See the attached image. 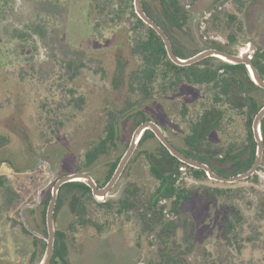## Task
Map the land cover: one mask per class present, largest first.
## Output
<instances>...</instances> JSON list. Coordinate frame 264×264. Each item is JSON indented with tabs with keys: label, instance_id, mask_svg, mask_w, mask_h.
I'll use <instances>...</instances> for the list:
<instances>
[{
	"label": "rangeland",
	"instance_id": "1",
	"mask_svg": "<svg viewBox=\"0 0 264 264\" xmlns=\"http://www.w3.org/2000/svg\"><path fill=\"white\" fill-rule=\"evenodd\" d=\"M246 1L244 12L239 14L243 32L233 44H229L228 30L223 26L218 28L209 19L212 0H198L191 5L190 27L197 41L191 43L184 34L183 40L199 50L207 47L205 42L212 41L226 44L235 52L241 47L247 48L249 42L264 47V0ZM48 2L58 4L59 8L52 9ZM90 4L91 0H15L13 10L0 22V136L9 139L1 153L19 167L18 173L13 174V168L5 164L4 172L6 170L8 182L24 202L16 204L15 209L9 207L4 204L0 190L2 264H31L32 238L23 233L15 216L24 223L22 209L28 204L34 205L29 208L38 207L41 189L42 201L43 193L52 191L58 178L84 168L86 144L102 133L107 110L122 101L121 92L114 88L118 59L127 62L128 70L137 63L131 54L127 28H94L96 20H90L87 15ZM223 8L235 10L230 2ZM36 23L44 26L43 36L13 39L10 34L12 26L30 31ZM70 61L83 65L73 78L68 68ZM182 87L176 98L170 97L164 102L150 100L146 104L148 114L158 110L166 113L165 119L161 117L163 126L169 129L166 134L180 147L184 146L183 136L189 119L180 111L182 101L189 103L190 114H194L198 111L194 101L203 92L196 86ZM79 96L84 97L81 108L76 107L74 101ZM170 110H175V115H170ZM131 131L134 132L133 126H127L119 149L96 165L101 171L98 174H102L105 161L124 153L133 134ZM241 132L242 129L235 134L233 131L229 135L221 134L218 140L210 141L226 148ZM146 148L157 150L158 154L162 152L155 138H149L141 147ZM86 170L91 175L97 171ZM181 170L180 181L190 187L199 190L204 186L210 190L222 187L233 191L232 200L226 198L224 202L225 197H217L216 201L202 203L195 198L186 206L185 211L195 217L197 224L193 250L180 255L186 264H264V216L257 217L261 210L264 215V169L258 171V180L233 183L212 179L198 182L188 168ZM129 181H137L148 195L155 189L157 182L145 154L129 162L108 199L116 201ZM230 200L240 206L246 217L240 246L235 241L226 244L224 237V203ZM73 218L71 206L66 204L57 213L55 223L68 234V264H150L153 248L147 234L140 238L141 225L135 217L128 220L126 215L106 216L99 211L95 220L105 226L103 232L91 225L77 224L76 228H69ZM28 226L32 228L29 223ZM178 237H182V232ZM44 252L45 248L40 246L36 264L40 263Z\"/></svg>",
	"mask_w": 264,
	"mask_h": 264
},
{
	"label": "trees",
	"instance_id": "2",
	"mask_svg": "<svg viewBox=\"0 0 264 264\" xmlns=\"http://www.w3.org/2000/svg\"><path fill=\"white\" fill-rule=\"evenodd\" d=\"M197 1L142 0L147 15L165 31L175 53L181 58L191 57L201 51L191 44L197 40L190 27V7ZM14 2L15 0H0V22L5 21L13 10ZM228 2L234 6V11L223 8ZM246 2V0H212L209 19L218 28L223 26L228 30L229 44H233L237 35L243 32V22L239 14L244 12ZM47 4L52 9L59 8L58 4L51 2ZM52 9L47 10L52 11ZM87 15L90 20H96L94 25L96 29L99 27L112 29L118 26L127 28L131 54L137 63L128 70L127 62L122 58L118 59L114 88L121 92L122 101L120 105L107 110L102 133L88 141L85 146L84 168H78L76 172H87L86 169L94 168L97 171L92 172L93 177L99 186H104L112 177L124 153L119 154L114 160L105 161L101 168L102 174H98L101 171L100 167L95 168L96 165L119 149L123 132L129 125H132L135 130L141 123L154 120L164 131H168L169 129L163 126L164 123L161 120V117L165 119L166 113L158 110L159 112L154 111L148 114L146 104L150 100L164 102L170 97L176 98L182 86L190 87V89L196 86L203 92L194 101L198 108L194 114H190L189 103L182 101L180 111L184 117L189 116L187 132L183 136L184 146L180 147L173 142L174 145L186 155L208 164L221 175H236L247 171L252 166L257 150L252 128L253 120L264 106V89L255 84L245 64H232L216 57H207L191 65H177L170 59L161 36L136 13L134 0H91ZM9 31L13 39H25L26 36L33 35L43 36L46 32L44 26L38 23L33 24L30 31L15 26H12ZM183 34L189 36L191 43L183 40ZM205 45L232 51L228 45L215 41L205 42ZM253 62L264 78V47L258 45L253 55ZM82 66L73 61L68 63L71 78L79 74ZM71 92L73 93L74 90ZM74 101L75 106L81 108L84 97H75ZM168 112L173 115L175 110ZM173 126L179 128L176 124ZM261 128L264 140V119ZM241 129V135L229 141L226 148L210 141V139L218 140L221 134L229 135L232 131L235 134ZM149 138L158 140L151 130H146L134 157L130 159V161L134 160L139 154L146 155L152 175L157 182L155 189L149 195L144 193L137 181H129L116 201L108 197L106 200L97 201L87 184L81 181L69 182L62 185L59 190L55 223L57 224V213L66 204L71 206L74 217L69 228H76L77 224L91 225L98 232H103L105 226L97 219L95 220L99 211H103L106 216L126 215L128 220L135 217L141 225L140 238L147 234L149 245L153 248L150 264H186L185 259L180 255L190 254L193 250L197 226L195 217L185 211L186 206L195 198L202 203H210L217 197H225V202L226 198H232L233 191L222 187H211L210 190V187L205 186L199 190L180 181L181 168H188L192 177L198 182L209 178L203 169L191 167L171 155L159 140L161 153L158 154L157 150L141 149ZM8 140V137L0 136V190L4 204L15 209L17 207L15 205L21 201V196L8 182L9 175L5 173L6 170L4 172V167L6 168L5 164L10 165L13 168V174L18 173L19 167H16L18 165L9 158H4L1 153ZM129 143H126L124 152ZM263 169L264 154L258 171ZM124 172L125 170L122 175ZM258 178L257 172L244 180H258ZM43 195L38 207H27L24 210V216L34 230L47 236L46 212L52 191H47ZM231 200L224 203L223 232L226 244H232L235 241L240 246L239 241L244 234L246 217L240 206L232 203ZM22 203L24 202L21 201ZM262 212L263 210L257 212L258 218L264 216ZM15 218V222L21 225L23 233L32 238L34 249L30 262L36 264L40 246L42 249L46 248V241L29 231L18 215ZM180 232L182 237L179 239ZM68 244L67 232L56 226L54 255L50 264H68ZM138 245L140 246L141 243ZM2 263L0 260V264Z\"/></svg>",
	"mask_w": 264,
	"mask_h": 264
},
{
	"label": "water",
	"instance_id": "3",
	"mask_svg": "<svg viewBox=\"0 0 264 264\" xmlns=\"http://www.w3.org/2000/svg\"><path fill=\"white\" fill-rule=\"evenodd\" d=\"M134 5H135V11L138 14V16L146 24L153 27L156 30V32L161 36V38L165 43L170 59L177 65H181V66L191 65L207 57H216L218 59H221L223 61L232 64L242 63L247 66L251 78L255 82V84H257L259 87L264 89V78L261 76L260 72L258 71L257 67L253 62V55L258 49V46L253 42H249L247 48L241 47L238 50V52L225 51L216 48H205L191 57L181 58L175 53L172 43L168 35L165 33V31L161 28L159 24H157L153 19H151L147 15L142 0H134ZM263 119H264V106L259 110V112L256 114L253 120L252 128H253L255 140L257 142L256 159L254 163L247 171L232 176H225L218 174L208 164L186 155L183 151L177 148L169 140L166 133L164 132V130L162 129V127L159 125L158 122L154 120H149L141 123L134 130L128 148L126 149L122 158L120 159L112 177L104 186H99L96 180L94 179V177L89 172L86 171H77V172L65 174L55 181V184L52 187V195L46 212V225L48 231L47 236L40 234L38 231L28 226L27 220L24 216L25 209L24 208L22 209L21 214L23 217L24 224L26 225L28 230L34 233L35 235L44 238L46 240V248H45L44 256L39 264H50L54 255L55 237H56L55 210H56L59 190L61 186L69 182L81 181L87 184L92 189V194L95 198H101L102 200H106V198L110 195L112 189L119 181L123 171L125 170L131 157L135 153L140 143V140L146 130H151L155 134L157 139L161 142V144L167 148L170 154L176 157L181 162L194 168L203 169L206 172L209 179L220 182L233 183L236 181L247 179L258 172L264 154V140H263L262 128H261ZM41 191L39 193L38 203H40L41 201ZM28 206L33 207L34 205L28 204L27 207Z\"/></svg>",
	"mask_w": 264,
	"mask_h": 264
},
{
	"label": "flooded vegetation",
	"instance_id": "4",
	"mask_svg": "<svg viewBox=\"0 0 264 264\" xmlns=\"http://www.w3.org/2000/svg\"><path fill=\"white\" fill-rule=\"evenodd\" d=\"M205 48H212V47H205ZM204 48V49H205ZM165 133H166V131H164ZM167 135V134H166ZM167 137L169 138V136L167 135ZM157 138V137H156ZM169 140L173 143V140H171L170 138H169ZM174 144V143H173ZM178 148V147H177ZM95 179V178H94ZM60 264H63V263H60Z\"/></svg>",
	"mask_w": 264,
	"mask_h": 264
}]
</instances>
